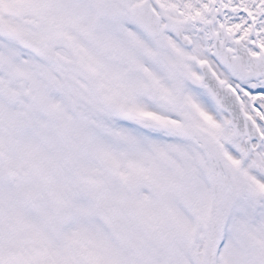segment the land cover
<instances>
[{
    "label": "snow or ice",
    "instance_id": "6c2138e0",
    "mask_svg": "<svg viewBox=\"0 0 264 264\" xmlns=\"http://www.w3.org/2000/svg\"><path fill=\"white\" fill-rule=\"evenodd\" d=\"M0 264H264V0H0Z\"/></svg>",
    "mask_w": 264,
    "mask_h": 264
}]
</instances>
